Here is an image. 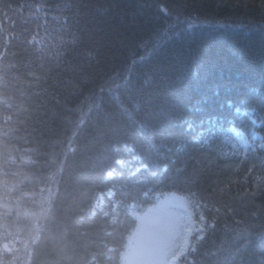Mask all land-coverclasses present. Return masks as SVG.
<instances>
[{"label": "trees", "instance_id": "1", "mask_svg": "<svg viewBox=\"0 0 264 264\" xmlns=\"http://www.w3.org/2000/svg\"><path fill=\"white\" fill-rule=\"evenodd\" d=\"M5 2L15 5L32 3L33 0ZM72 2L46 0L52 9L50 17H69L67 31L63 33L68 41L65 60L69 63L65 67L70 69L83 65L84 71L61 74L60 78L70 83L63 85L62 106L56 109L58 118L49 121L41 132L18 140L16 147L24 161L19 164L21 175L0 176V201L6 199L9 202V209L0 207V244L10 243V246L21 250L15 264H27L23 242L30 238L34 221L25 213L38 211L47 197L44 189L48 185L44 178L51 166L46 161L52 152L59 154L66 150V142L80 117L77 109L83 106L86 110L87 103L91 102L86 101V97L95 98L99 108L85 118L73 140L72 146L76 151L68 154L48 223L50 230H66L73 240H81L82 243L96 239L95 221L78 227L76 220L88 210L97 193L106 192L113 185L117 189L126 187L130 192V195L121 197L117 191L115 197L121 201L117 211L125 219L126 229L135 227L132 215L125 218V205L132 203V198L136 208L129 211L140 215L165 194H184L182 189L185 186L173 184L169 177H175V170L184 167L189 155L199 147L185 131V119L227 118L234 120L238 127L251 130L249 117L235 116L234 108L227 105L228 101L249 111L256 108L258 116H264V104L261 103L264 101V0H243L239 5L238 0H87L90 5L87 14L92 21L87 31L82 30L83 21L79 25L74 23L72 12L65 7ZM158 2L165 3L170 9L180 8L183 22L176 24L178 35H173L146 55L139 45L175 23L157 12L153 5ZM57 6H60V11H57ZM5 11L9 16L13 13L7 8L0 10V20H5L7 29L9 21L4 18ZM188 19L195 25L190 30L187 28ZM49 24L58 26L51 18ZM88 52L92 55H87ZM142 55L145 58L140 61L138 58ZM134 58L137 62L132 64ZM116 72H126L127 83L121 82L119 88L100 93L98 86ZM194 73L198 75L194 76ZM242 101L247 103L241 104ZM121 103L129 109L131 116L123 111ZM194 107L200 110L194 111ZM136 121L145 125L143 133ZM255 131L264 138V123L259 119ZM261 142L264 141L258 140L257 144ZM157 147L164 159L157 153ZM130 148L135 149V155L144 157L146 162L157 167L167 163L168 172L161 171L152 177L141 171L136 179L143 178V183H134L127 172L139 165L133 160ZM256 154L264 156V151L257 148ZM29 158L35 163L29 162ZM210 159L211 163L203 161L211 169L205 183L215 179L212 173L219 170L221 179L231 177L237 181L232 185L231 196H243L246 187L243 170L248 164L241 165L240 171H233L242 157L216 159L213 153ZM117 161L125 162V178L108 179V171H120ZM229 165L231 167H226ZM5 179L17 186L8 196L3 191ZM251 180L249 177V188ZM16 199L20 201L18 207L15 206ZM104 202H108V197ZM252 212L257 213L255 218ZM241 218L250 225L264 224V193L258 192L251 198V203L237 217ZM225 223L228 224L227 229ZM234 227L231 219L218 222L216 229L209 230L198 245L200 255L196 259H204V253L215 251L222 244H231V237L235 235L231 229ZM6 233H11L7 239ZM80 233L87 235L81 238ZM109 242L112 247L119 246L111 243V238ZM89 250H103L98 239ZM49 251L46 240H42L35 248L31 264H50L52 256ZM112 255L113 260L105 264H116V254ZM82 257L83 252L75 260L84 264ZM217 259L222 260L223 256ZM67 264H74V261ZM245 264H264V239L254 237L251 240L245 252Z\"/></svg>", "mask_w": 264, "mask_h": 264}, {"label": "snow or ice", "instance_id": "2", "mask_svg": "<svg viewBox=\"0 0 264 264\" xmlns=\"http://www.w3.org/2000/svg\"><path fill=\"white\" fill-rule=\"evenodd\" d=\"M242 2L243 0H238V5ZM153 6L158 13L173 19L175 23L157 32L150 41L139 45L146 55H150L173 35H178L179 33L175 31L176 24L183 22L181 20L183 11L180 8L170 9L163 2L154 3ZM65 7L72 12V20L75 24L79 25L83 21L82 30H89L88 25L92 21L87 14L90 7L87 0L80 2L73 0ZM5 8L13 13L9 16L7 11L4 12V18L9 21L7 29L5 20H0V176L7 178L21 175L19 164L24 161L16 147L18 140L25 135L41 132L49 121L58 118L56 109L62 106L63 85L70 83L62 80L61 74L67 71L83 72L84 68L83 65L70 69L65 67L69 63L65 60L68 41L64 39L63 33L67 31L69 25L68 16L50 17L52 9L46 0H33L32 3L15 5L0 0V10ZM60 10V6H57V11ZM174 11L175 15H173ZM16 16L20 19H15ZM49 18L58 26L51 27ZM194 26L192 20L188 19L187 28L190 30ZM87 55L91 56L92 53L88 52ZM133 56L135 57V53ZM144 58L145 56L142 55L138 59L142 61ZM136 62L134 58L132 64ZM197 75L194 73V76ZM127 81L126 72H116L98 86V91L111 92L119 88L121 82L127 83ZM72 87L77 88L76 85ZM85 100L91 102L87 103L86 110L83 106L77 109L80 117L74 124L72 136L66 142V150H62L59 154L52 152L50 159L46 161L51 166L44 178L48 185L44 189L47 197L41 202L38 211L25 213L34 221L30 238L23 242L27 264H31L35 248L42 240H46L50 248L49 255L52 256L50 264H67L69 261L80 264V260H75V257L81 252H83L84 264L111 262L113 253L116 254V264H245V252L251 240L254 237L264 239V224L250 225L242 218L237 219L241 211L251 203V198H254L258 192L264 193V156L256 154L257 148L264 151V142L257 144L258 140L264 141V138L259 137L255 131L257 120L264 123V116H258L256 108L249 111L241 106H234L232 101H228L227 105L234 108L235 116L249 117L251 130L243 126L238 127L234 120L227 118L208 117L199 121L185 119V131L190 134L192 142L199 147L196 152L189 155L184 167L175 170L177 175L169 177L173 184L180 183L185 186L182 189L183 195L174 196L176 201L174 207L169 210L158 205L143 215H136L129 211L136 208L132 198L133 202L125 205V218L132 215L135 227L126 229L125 219H122L117 211L121 201L115 197L117 191L120 192L121 197L130 195V192L126 187L117 189L113 185L106 192L97 193L88 210L76 220L78 227H83L88 221H95L96 239L91 240L90 243H82L81 240H73L66 230H50L48 223L68 154L76 151L72 146L73 140L85 123V118L99 108L95 98L86 97ZM245 103L247 101L241 102V104ZM261 103L264 104V101ZM120 107L131 116L124 104L121 103ZM193 110L200 109L194 107ZM136 123L143 133L145 125L139 121ZM129 151L133 153V160L139 165L128 169L127 172L128 178L134 183H143V178L136 179L141 171L149 173L152 177H156L161 171L168 172L167 163L157 167L146 162L144 157L135 155L134 148H130ZM156 151L160 153L159 147ZM213 153L216 159L242 157L233 171H240L241 165L248 164L243 170V183L246 185L243 196H231L232 185L237 181L231 177L221 179L219 170L212 173L215 179L205 183L211 169L203 161L208 160L211 163L210 157ZM160 155L161 159H164L163 154ZM29 162L35 163L30 158ZM116 163L120 171L110 170L106 173V177L123 180L125 162ZM249 177H252L250 188L247 187ZM3 185L5 196L10 195L17 187L7 179L4 180ZM105 197H108L107 203L104 202ZM19 204V199H16L15 206L18 207ZM0 207L9 209V202L6 199L0 201ZM251 215L255 218L257 213L252 212ZM229 219L235 225L231 229L235 233L231 237V244H222L215 251L204 253V259L197 260L196 257L200 255L198 245L205 239L209 230L214 231L218 222ZM224 227L227 229L228 224L225 223ZM86 235L87 233H80L81 238ZM10 236L11 233H6V239ZM109 238L111 243H117L119 246L112 247ZM125 238L126 242H124ZM97 239L103 250H89L96 244ZM20 251L10 246V243L0 244V264H15ZM221 255L223 259H217Z\"/></svg>", "mask_w": 264, "mask_h": 264}, {"label": "rangeland", "instance_id": "3", "mask_svg": "<svg viewBox=\"0 0 264 264\" xmlns=\"http://www.w3.org/2000/svg\"><path fill=\"white\" fill-rule=\"evenodd\" d=\"M174 196H178V195L177 194H165V195H163L161 200L158 201V203H156L154 206L147 208L140 215H143L144 213L148 212L149 209H155L158 205L164 206V207L168 208L169 210H171L176 203V201L174 200Z\"/></svg>", "mask_w": 264, "mask_h": 264}]
</instances>
